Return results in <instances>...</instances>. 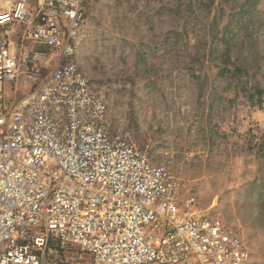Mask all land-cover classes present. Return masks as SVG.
Returning <instances> with one entry per match:
<instances>
[{
    "label": "built area",
    "instance_id": "built-area-1",
    "mask_svg": "<svg viewBox=\"0 0 264 264\" xmlns=\"http://www.w3.org/2000/svg\"><path fill=\"white\" fill-rule=\"evenodd\" d=\"M84 2H0V264H246L247 240L112 134L77 58Z\"/></svg>",
    "mask_w": 264,
    "mask_h": 264
},
{
    "label": "rangeland",
    "instance_id": "rangeland-1",
    "mask_svg": "<svg viewBox=\"0 0 264 264\" xmlns=\"http://www.w3.org/2000/svg\"><path fill=\"white\" fill-rule=\"evenodd\" d=\"M84 8L77 58L105 96L112 134L167 163L248 241L246 264H264V93L261 103L249 98L264 90V0H85ZM234 61L246 68L239 77Z\"/></svg>",
    "mask_w": 264,
    "mask_h": 264
},
{
    "label": "trees",
    "instance_id": "trees-1",
    "mask_svg": "<svg viewBox=\"0 0 264 264\" xmlns=\"http://www.w3.org/2000/svg\"><path fill=\"white\" fill-rule=\"evenodd\" d=\"M225 44H227V42ZM229 60H231V59H229ZM233 67H234L233 73L236 77L241 76L244 73V71L246 70V68L243 67L241 64H238L237 61L233 62ZM263 93H264V90L260 86H257V87H255V93H251L249 98L253 99L255 96H258L259 102L261 103L263 100V98H262Z\"/></svg>",
    "mask_w": 264,
    "mask_h": 264
}]
</instances>
